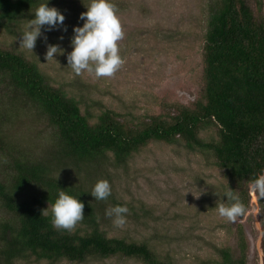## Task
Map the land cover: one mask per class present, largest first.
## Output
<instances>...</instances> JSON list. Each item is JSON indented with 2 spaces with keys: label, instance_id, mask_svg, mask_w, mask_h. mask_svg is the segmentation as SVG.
I'll return each instance as SVG.
<instances>
[{
  "label": "trees",
  "instance_id": "16d2710c",
  "mask_svg": "<svg viewBox=\"0 0 264 264\" xmlns=\"http://www.w3.org/2000/svg\"><path fill=\"white\" fill-rule=\"evenodd\" d=\"M42 2L0 0V28L11 31L20 18L31 19ZM202 57V99L195 100L193 107L177 108L170 119L155 115L131 124L109 108L97 114L81 111L76 97L49 82L36 62L0 44V264L31 258L46 259L48 264L61 259L81 262L113 255L143 264H176L160 258L144 241L107 235L100 226L105 199H94L89 193L94 184L88 185L80 176L83 171L97 173L108 156L116 165L123 163L151 140H182L190 150L211 152L231 189L239 188L235 193L247 206L242 183L252 182L264 171L261 8L253 10L246 0H215L206 19ZM5 95L11 106L20 100L47 119L52 142L43 154L24 151L5 136V122L17 115L12 107L1 110ZM209 125L217 127L216 139L199 136V130ZM68 167L78 175L75 180L62 175ZM60 190L79 195L84 203V217L73 229H58L51 222V205ZM237 232L236 254L229 246L216 247L217 257L204 262L247 264L245 237L241 228Z\"/></svg>",
  "mask_w": 264,
  "mask_h": 264
},
{
  "label": "rangeland",
  "instance_id": "374dc122",
  "mask_svg": "<svg viewBox=\"0 0 264 264\" xmlns=\"http://www.w3.org/2000/svg\"><path fill=\"white\" fill-rule=\"evenodd\" d=\"M246 1L253 10L258 7L264 13V0ZM89 2L48 0V6L56 7L64 20L52 30L41 26L32 52L19 44L28 23L25 17L14 23L11 31L0 28V44L36 62L49 82L61 85L76 97L81 111L86 109L91 114L109 108L119 113L120 119L137 124L155 115L170 119L177 108L193 107L195 100L203 98V40L209 8L215 0H112L123 31L117 43L124 62L110 77H96L87 71L76 74L67 64L73 26L82 25L80 13L86 11ZM49 44H57L64 51L54 54V59L47 58ZM7 95L1 110L4 113L12 107L17 115L5 122V136L24 151L43 154L52 142L47 119L36 107L25 106L20 100L11 106ZM199 136L216 139L217 127L200 129ZM104 161L97 173L83 171L80 176L88 185L99 179L110 183L111 194L103 202L105 216L100 222L107 235L144 241L160 258L176 264H207L204 260L217 257L216 247L229 246L237 253V230L241 228L247 264H264V197L257 199L250 191L251 182L245 181L246 211L233 222L221 217L216 206L220 199H226L221 195L232 185L211 152L190 150L182 140H151L121 164L111 162L109 156ZM62 172L68 180L78 176L72 167ZM119 203L128 208L121 225L106 214ZM14 264L48 261L31 258ZM52 264L143 263L113 255L87 257L81 262L61 259Z\"/></svg>",
  "mask_w": 264,
  "mask_h": 264
},
{
  "label": "clouds",
  "instance_id": "9594fccd",
  "mask_svg": "<svg viewBox=\"0 0 264 264\" xmlns=\"http://www.w3.org/2000/svg\"><path fill=\"white\" fill-rule=\"evenodd\" d=\"M79 18L83 23L80 26H73L71 51L66 56L67 64L76 74L87 71L96 77L112 76L124 62L117 43L123 37V31L115 12V5L112 0H90L86 11L80 13ZM63 20L64 15L56 7L48 6V0H43L32 12V18L28 19L19 44L32 52L37 37L41 35V26H48L46 31L52 30L62 24ZM63 51L59 45L49 44L45 57L54 59V54ZM250 191L257 199L264 197V174L253 178ZM89 193L96 200L106 199L111 194L109 181L97 180ZM78 196L63 190L58 191L51 205V222L56 228L71 229L83 219L84 203ZM221 196L226 197L220 199L221 202L216 206V211L221 217L233 222L244 214L246 206L233 189L228 187ZM127 212L126 205H114L106 214L114 217L115 224L121 225L125 221L123 214Z\"/></svg>",
  "mask_w": 264,
  "mask_h": 264
}]
</instances>
